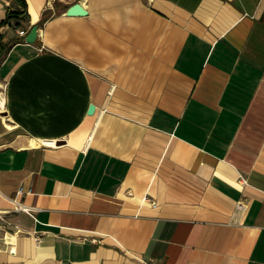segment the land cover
I'll return each instance as SVG.
<instances>
[{"label":"crops","instance_id":"crops-1","mask_svg":"<svg viewBox=\"0 0 264 264\" xmlns=\"http://www.w3.org/2000/svg\"><path fill=\"white\" fill-rule=\"evenodd\" d=\"M24 1L0 209L36 210L7 214L0 264H264V0Z\"/></svg>","mask_w":264,"mask_h":264},{"label":"built area","instance_id":"built-area-1","mask_svg":"<svg viewBox=\"0 0 264 264\" xmlns=\"http://www.w3.org/2000/svg\"><path fill=\"white\" fill-rule=\"evenodd\" d=\"M22 9V7H21ZM4 26H9L4 25ZM17 31V34L20 36H26V34L28 33V28L25 27H17L15 28ZM49 143H51L50 141H48ZM13 202V210H4V209H0V226L3 227H8L11 223L8 219L7 214H9L12 211H16V212H20V211H25V212H29L32 213L36 210V208L34 206L28 205L22 201L17 200L16 198H12L11 199ZM153 205H156V202H152ZM237 207L239 210H245L246 208V204L242 201H239L237 204ZM38 239H41L40 236L37 237Z\"/></svg>","mask_w":264,"mask_h":264},{"label":"trees","instance_id":"trees-1","mask_svg":"<svg viewBox=\"0 0 264 264\" xmlns=\"http://www.w3.org/2000/svg\"><path fill=\"white\" fill-rule=\"evenodd\" d=\"M18 1L22 5V9L21 8L9 9L6 19H4L0 23V26L7 25V24L12 28H17V27L22 26V21L27 19V8H26V4L24 0H18ZM1 39H2V34H0V44H2ZM8 49L9 47L5 48L2 45V50L0 52V63L2 62Z\"/></svg>","mask_w":264,"mask_h":264},{"label":"water","instance_id":"water-1","mask_svg":"<svg viewBox=\"0 0 264 264\" xmlns=\"http://www.w3.org/2000/svg\"><path fill=\"white\" fill-rule=\"evenodd\" d=\"M88 10L80 3L76 2L67 9L68 15H85ZM38 36V24H34L28 33L26 34L25 40L29 43L34 42ZM95 110V105L92 103L88 108V113L91 114Z\"/></svg>","mask_w":264,"mask_h":264},{"label":"bare ground","instance_id":"bare-ground-1","mask_svg":"<svg viewBox=\"0 0 264 264\" xmlns=\"http://www.w3.org/2000/svg\"><path fill=\"white\" fill-rule=\"evenodd\" d=\"M4 106V97H3V94L2 92L0 91V108H2ZM51 143H54V141H50ZM31 145H36L37 144V141L34 140V139H31V142H30Z\"/></svg>","mask_w":264,"mask_h":264}]
</instances>
